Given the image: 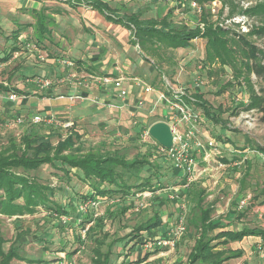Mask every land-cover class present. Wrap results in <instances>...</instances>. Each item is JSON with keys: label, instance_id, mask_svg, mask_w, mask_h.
<instances>
[{"label": "rangeland", "instance_id": "1", "mask_svg": "<svg viewBox=\"0 0 264 264\" xmlns=\"http://www.w3.org/2000/svg\"><path fill=\"white\" fill-rule=\"evenodd\" d=\"M261 1L264 0H236L237 10L234 15H230V8L224 6L220 0L205 4H199L195 0H173L175 6L166 0H0V148L6 152V155L13 154L14 148L21 153V150L25 148L23 137L29 132H38L46 137L54 147H57L72 134L71 129L74 126V124L70 128L58 126L57 121H71L67 120L70 116L79 124L77 122V107L67 109L70 111L69 113L59 111L61 109L58 108L51 111L50 114L40 117L30 111L29 105L26 107L15 105L9 108L7 113H4V107L8 101L18 100L11 98L9 93L16 97L23 94L29 95L30 90L35 89L30 85V83L35 84L31 80L44 75L43 67L37 66V64L46 65V62H40L37 60L36 54L25 48L27 42L40 46L39 50L50 55L48 59H54L56 63L57 58L64 55V49L69 51L66 44L68 40L72 39V33L70 35L67 32L70 28L66 27L67 24L64 26L60 24L65 22L64 18L67 16L72 15L77 20L81 19L84 27L85 25L92 27L95 24L86 15L88 13L100 16L107 23L111 21L106 13L116 14V11L137 14L144 21H153L162 19V15L169 8H173L172 20L175 24L194 27L200 23L203 27L200 18L204 11L208 13L210 19L224 28L230 27L232 32L243 35L249 32L258 17L250 16L242 11ZM198 6L202 7L201 12L197 11ZM104 7L107 10L106 13ZM75 25H77L76 22ZM98 26L104 27L102 24ZM90 31L91 34L97 36V40L100 38L99 35L103 36L100 33H94L91 28ZM130 31L128 38L134 42L136 36L131 28ZM248 37L258 47H264V37ZM206 43V39L196 38L192 41L190 48H182L180 55L177 56L171 55L173 51H167V53L162 51L158 48L159 44L153 46L152 43H148V54L166 63H171L170 59L173 57L179 58L177 65L179 76L173 82L181 85V89H188L190 94L202 90L205 99L214 106L223 103L225 106L232 105L233 108H239L238 115L231 116L230 112H226L222 116L223 119L230 118L231 124L228 127L221 125L219 133L213 129L215 126L212 120L200 122L205 130L202 134V141L207 152L215 153L217 150H223L224 146L222 147L220 143L210 146L209 140L214 138L215 142L221 140L227 144L225 149L228 150L224 149L227 152L224 155L226 158L230 154H237L229 159L231 161H220L224 157L218 159L223 166L220 167L218 162L214 166L215 171H219L218 175L221 174L220 185L225 182H239L241 177H235L240 173H247L250 177L248 180L244 179L242 186L252 193L251 196L256 192V200L259 204L257 206L259 211L256 212L257 217L247 220L250 222L251 219H255L257 225L264 228V155L258 152L256 144L257 141L264 144V123L260 121L261 113L257 109H243L248 101L247 99L241 100L237 94L247 98L248 89L243 79H241L242 85L232 79L235 76V70L232 67L228 68V73L223 79L224 92H219L221 86H215L213 78L203 68ZM81 46L83 44L79 41L71 55L72 59L80 58L79 47ZM15 48L17 49L15 50ZM86 52L91 53L89 50ZM134 52H136V56H143L138 53L136 48ZM214 66H216L214 68H218L219 64L214 63ZM238 67L243 68L240 64ZM46 68H50V66L47 64ZM170 68L176 70V64L171 63ZM251 76L256 90H259L261 83L256 74L253 73ZM229 80L234 82L233 86L225 87V83ZM161 84L164 88L165 83L161 81ZM61 85H54L50 89L36 86L41 90L49 91L57 86L60 88ZM30 100V98H26L24 103L31 104ZM191 107L195 112L203 113L202 107L198 105ZM42 117L53 118L55 122L46 123L43 119L36 120ZM19 118L24 122L18 123ZM148 118L151 123L157 116L153 112ZM40 123H44V125H38ZM45 124L52 126V130ZM150 126L151 124L148 129ZM118 127L129 128L132 132L131 135H125V137L124 135L118 136L117 133L114 135L115 133L112 134L113 129L110 127L89 128L86 131L87 134L81 132V137L76 138L72 150L78 155L88 152L103 155L116 154L128 161H132L137 156L150 155L153 164H157V170L154 172L156 175L151 177L154 188L142 191V189L134 187L131 189V195L129 194L125 198L116 195L98 200H79L75 192L80 190L85 182L76 176H72V184H67L66 180L61 178L63 172L52 171L48 163L29 171V174L21 168L14 169L18 174L28 175L33 182L50 187V190L47 191L48 195L55 203L60 204L61 213H56L55 210L44 206H39L38 210L33 213L25 212L12 216L0 213V233L5 240L3 249L8 251L14 243L21 241L18 252L22 259L16 258L12 260L11 264H93L98 241L104 242L101 249L108 255L107 264L190 263L189 254L196 237L192 218H196L200 214V208L197 205V199L189 195L188 192L192 187L199 188L201 185L204 187L203 182L208 184L206 180L211 178L208 175L210 172L206 171L208 161L198 160L193 154L196 160L194 180L203 181L192 183V187H184V193H181L176 191L179 190L178 186L183 187L184 180L179 162L176 163L172 158L161 155L162 152L152 151L154 146L158 147V144L155 145L154 139L134 134V128H130L127 124L117 125L116 129ZM119 133H123V129ZM231 146L235 148L234 152L230 151ZM214 147H216V151ZM65 153H70V150H65ZM221 155H223V151L222 154L220 152L213 158L217 159V156ZM143 175L146 177L149 174L143 173ZM253 188L256 190L252 191ZM177 196H180L181 200ZM181 201L183 202L180 203ZM15 202H23V200L19 199ZM177 203L180 205L177 207L178 209L174 206ZM184 205L188 207L186 212L183 209ZM203 206L208 207L207 197ZM125 207L128 209L123 213ZM156 213L161 215L162 225L157 229L142 231L137 237L134 229L149 221ZM181 216L186 220L187 226L185 230L175 235L173 229L177 227L178 218ZM170 231L171 233H169ZM18 238L19 240H17ZM242 244H244L243 255L230 259V262L226 264H264V237L263 239L261 237L247 239ZM236 245L234 244L235 247ZM255 250L254 256L249 254ZM30 260H33V263Z\"/></svg>", "mask_w": 264, "mask_h": 264}, {"label": "trees", "instance_id": "2", "mask_svg": "<svg viewBox=\"0 0 264 264\" xmlns=\"http://www.w3.org/2000/svg\"><path fill=\"white\" fill-rule=\"evenodd\" d=\"M195 1L199 4H205L215 0ZM220 1L223 2L224 6L230 8V15L235 14L238 6L236 0ZM99 5L101 6V4ZM104 10H106L105 7ZM173 10V8H170L168 14L160 20L144 21L138 15L131 14L121 18L120 22L127 20V25L134 27L136 36L134 43L138 42L144 50L147 49L148 43L155 46L156 43L158 45L160 42L158 48L166 52L165 49L168 48H189L196 38L206 39V57L203 61V68L213 78V84L221 86L219 92L223 93V79L228 73V68L232 67L235 70V76L232 79H235L239 85H242L241 79H243L248 89L247 98L237 94L241 100L247 99L248 101L243 109H257L261 113L260 121L264 123V47H258L248 37H264V1L242 11V13L258 17L257 22L251 26L249 32L243 35L232 32L230 27L224 28L210 19L208 13L204 11L200 18L203 27L200 23L194 27H189L186 24L177 25L172 20ZM109 18L114 19L113 16H109ZM216 62L219 64L218 68H214ZM239 64L243 68L238 67ZM253 73L256 74L261 83L259 90H256L253 83L251 76ZM233 83L232 80H229L225 83V87L233 86ZM52 92L49 91L48 93ZM185 93L186 100L202 107L204 117L212 120L217 125L228 127L231 124L230 118H222L226 112H230L231 116L238 115V107L225 106L223 103L214 106L205 99L202 90L190 94L187 89ZM38 125L41 126L44 123ZM45 125L51 127L52 130V126ZM80 134L81 132L74 130L66 140L59 143V146L54 147L43 135L38 132H29L23 137L25 148L21 150V153L14 148L13 154L6 155V152L0 148V213L11 216L25 212L33 213L38 210L39 206L61 213L60 204L55 203L48 195L47 191L50 190V187L35 183L28 175L18 174L14 170L21 168L28 173L41 167L44 163L50 164L52 171H62L61 178L65 179L67 184H72V176H76L85 182L84 186L75 192L79 200H98L116 195L125 198L129 194L131 195V189L134 187L142 189V191L154 188L151 177L156 175L154 172L157 170V164H153L150 155L137 156L132 161L121 158L116 154L103 155L88 152L78 155L72 149L76 138L81 137ZM256 144L258 152L264 155V144L260 141H257ZM68 149L70 153L66 154L65 150ZM143 173L149 175L144 177ZM201 187H192L188 192L189 195L197 199V205L200 208V214L196 218H192V226L196 229V237L189 254V264H222L232 258L240 257L241 252L231 250L227 246L233 240H242L245 236L255 233L254 230L245 229L236 232L223 229L215 232L218 225L211 220L212 208L203 206L207 193L206 189ZM19 199H22L23 202L16 203L15 201ZM128 207L123 208V213L127 211ZM161 225V215L156 213L149 221L137 227L134 231L136 236L139 237L142 231L157 229ZM4 242L5 240L0 233V264H11L12 260L16 258L22 259L18 252L21 241L14 243L8 251L3 249ZM103 243V241H98L93 264H107L108 255L101 249ZM30 262L33 263V260H30Z\"/></svg>", "mask_w": 264, "mask_h": 264}, {"label": "crops", "instance_id": "3", "mask_svg": "<svg viewBox=\"0 0 264 264\" xmlns=\"http://www.w3.org/2000/svg\"><path fill=\"white\" fill-rule=\"evenodd\" d=\"M170 3L172 6H175L174 2ZM168 11L166 13L163 11L162 14H164L162 16H166ZM104 12L106 13L107 10ZM130 14L132 13L125 11H116V14L106 13L108 17H114L113 20L109 18L111 22L107 23L100 16L88 13L86 15H88L89 18H91L93 24H95L92 27H87L86 25L85 27L82 26V20H77L72 15L64 18V23H60L63 26L67 24L66 27H70L68 29L69 31L67 32H69L70 35L72 33L73 36L71 40L67 41L66 45L69 51L64 49L63 56L71 58L74 48L77 47L80 41V43L83 44V46L79 47L81 50V56L78 59H74L79 64L78 69L80 71H90L97 75L106 76L111 78L113 81L121 79L119 85H115L114 82L111 84L94 82L90 89H84L78 84L68 83L62 84L60 88L57 86L49 90L53 91L49 94V91L41 90L37 88L35 84L30 83V85L35 87V89H31L29 95H19L20 98L17 101H8L6 103V107H4V113H7L8 109L15 105H19L20 107H26L29 105L31 107L30 111L35 115H40V117L42 115H48L51 113V111H55L58 108L61 109L59 111H66V113H69L70 111L67 109L77 107V122L79 124L72 120L70 116L67 119L74 123V126L71 129L72 131L78 130L79 132L85 133L89 128L110 127L113 129L112 134L115 133L114 135H116L117 133L118 136L124 135V137L125 135L130 136L132 132L126 127H118L116 129L117 125L127 124V126H130V128H134V134L142 136H145L143 135V132L148 129V126L157 121H167L172 125V127L175 126L178 128L179 126V129H182L184 132H187L192 128L196 135L192 137L191 141L192 152L196 159L205 162L208 161V167L206 168V171L210 172L208 175L211 178L206 180L208 184L203 182V185L207 193L206 197L208 207L212 208L213 210L211 220L214 224L218 225V228L215 230V232H219L223 229L234 230L236 232H241L245 229H253L255 232L245 236L242 240H233L229 243V248L231 250L241 252L242 256L244 253V244H242L243 242H245L247 239H257V237H261L263 239L264 237V228H262L259 224L257 225L255 219H251L250 222L247 220L251 217H257L256 212L259 211L257 208L259 204L256 200V192H254V194L251 196L252 193L245 190L242 186L244 179L248 180L250 176L247 175V173H240L237 177H235H241L239 178V182H236L238 184L233 182H225L224 184L220 185L221 174L218 175L219 171H215L214 166L217 162L220 167L223 166V164L219 163L218 159L224 157L220 161H231L229 159L237 154H230V156L228 155L226 158L224 155L227 153L225 150H228L225 149L227 144H224V142L221 140L215 142L216 139L214 138L209 140L210 146H213L215 143L216 145L220 143L222 147L224 146V148H222L223 155L217 156V159L215 157L213 158L214 155H218L220 152L222 154L221 149L218 151L216 147H214V150H217L215 153L207 152V150H205V146L202 141V134L205 130L204 126L200 125V122H204L205 120L208 121V119L204 118L203 114L197 113L192 109L191 106L195 107L197 104L194 102H188L184 97L186 94V89H181V85L173 82L176 81L177 77L179 76L177 72L179 58L173 57L170 59L172 64H176V70H173L170 68L171 63H166L163 60L160 61L155 56L148 54L149 45L147 46V49L144 50L139 46L138 42L134 43L130 41L128 35L131 33L130 28L134 31L135 35L134 27L132 25L131 27L127 25V20L120 22L121 18ZM140 19L143 20L142 18ZM75 22L77 25H75ZM87 24H89V22H87ZM99 24L104 25V27L98 26ZM90 28L94 30V33H100L103 36L99 35L100 38L97 40V36L91 34ZM158 44L160 45V43ZM135 48L138 50L139 54L143 55L142 57L138 55L136 56V52H134ZM86 50L91 51V53H87ZM165 50L166 53L167 51H173L172 53H168L177 56L180 55L179 53L182 48H168ZM47 64L50 66V68H46ZM39 65H41L44 70V75H42V77L46 76L57 78L64 70V68L57 64L54 59H49L48 62H46V65L37 64V66ZM137 80H141L143 83L138 84ZM161 81L165 83L164 88L161 86ZM146 85L152 86L153 90L149 91ZM118 88H123L127 91L125 98L119 96ZM61 93L73 94L77 96L78 100L76 101L75 105L70 107L68 101L58 99L57 96ZM9 96L13 98L10 93ZM96 97H98L99 100H96ZM26 98L31 99V104L24 103ZM172 104H175L178 107L171 108ZM108 105H110V107H108ZM179 105H187L192 110V120L188 121L185 119V115ZM153 112L156 114L157 118L153 122L149 123L148 116ZM135 120H138V125L134 124ZM213 125L215 126L213 128L215 131H218L219 127H221L220 124L217 125L214 123ZM206 126H208V124H206ZM119 129H123V133L120 134ZM149 138L152 139L151 136H149ZM153 141L155 142V145L158 144V147L156 148L154 146V148L151 150L155 153H161L162 151L159 149V146L161 145L157 141ZM231 148L232 149H230V151L234 152L235 148L232 146ZM161 155L170 159L172 158V160L176 163L179 162L177 159L165 152H162ZM211 166L213 167L211 168ZM181 173L183 174V171H181ZM202 181L203 180L199 181L198 179L194 180V182L197 183ZM178 188L179 190L176 191L184 193V187L178 186ZM255 190L256 188H253L252 191ZM177 198H180V196H177ZM244 200L248 201L246 202L247 205L243 204ZM182 202L183 201L180 203ZM174 206L176 209H178L177 207L180 205L177 203V205L174 204ZM183 209L186 212L188 207L184 205ZM234 244H237L236 247ZM249 254H253L254 256L256 254V250ZM229 262L230 260L225 261L223 264Z\"/></svg>", "mask_w": 264, "mask_h": 264}, {"label": "built area", "instance_id": "4", "mask_svg": "<svg viewBox=\"0 0 264 264\" xmlns=\"http://www.w3.org/2000/svg\"><path fill=\"white\" fill-rule=\"evenodd\" d=\"M173 2V0H166ZM197 11L201 12L202 7L198 6ZM25 47L26 49H29V52L36 54L37 60L40 62H47L49 59V56L46 52L40 51L39 49L41 48L37 44H32L27 42ZM57 63L64 68L62 74L58 76L57 78H52V77H37L35 79H32L37 86H40L43 89H50L54 85L58 84H78L84 89H90L92 84L94 82L98 83H105V84H111L114 82L115 85H119L120 80H115L113 81L111 78H108L106 76L102 75H97L94 74L90 71H80L78 69L79 64L77 63L76 60L72 58H67L65 56H60L57 58ZM137 83H143L141 80H137ZM147 89L149 91L153 90V87L150 85H146ZM119 91V96L122 98L126 97L127 91L123 88H118ZM14 95V94H13ZM12 97L14 99H19L20 96L17 95ZM58 99L60 100H66L69 103V106L72 107L75 105L76 101L78 100L77 96L73 94H65L61 93L57 96ZM96 100H99L98 97H96ZM110 107V105H108ZM178 107L175 104L171 105V108ZM179 107L182 108V111L185 115L186 120H192V110L187 106V105H179ZM195 118V117H194ZM45 121L46 123H54L55 120L50 117H42V118H37V121ZM24 122L23 119H18V123ZM74 123L72 121H57L58 126H63L65 128H70L72 127ZM134 124H137V121H134ZM173 132H174V146L171 149H166L163 146H159V149H161L162 152L167 153L168 155L172 156L173 158L177 159L179 161V164L183 170L184 174V180H183V187H189L191 184L194 182V171L196 167V160L193 156L192 152V137L196 136L195 131L191 128L189 131L184 132L182 129H179L177 127H173ZM143 135L149 137V129L145 130L143 132ZM246 200L243 201V204H246ZM187 226L186 220L181 216L178 220V225L176 228H174V233L175 235L179 234L181 231L185 230V227ZM172 230V231H173ZM171 233V231H170ZM73 264V263H69Z\"/></svg>", "mask_w": 264, "mask_h": 264}, {"label": "water", "instance_id": "5", "mask_svg": "<svg viewBox=\"0 0 264 264\" xmlns=\"http://www.w3.org/2000/svg\"><path fill=\"white\" fill-rule=\"evenodd\" d=\"M149 135L166 149L174 146L173 127L167 121H157L149 127Z\"/></svg>", "mask_w": 264, "mask_h": 264}]
</instances>
